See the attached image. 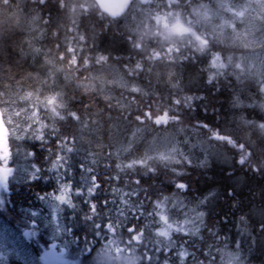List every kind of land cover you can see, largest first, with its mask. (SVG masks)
<instances>
[{
    "label": "trees",
    "instance_id": "1",
    "mask_svg": "<svg viewBox=\"0 0 264 264\" xmlns=\"http://www.w3.org/2000/svg\"><path fill=\"white\" fill-rule=\"evenodd\" d=\"M206 1L133 0L112 19L92 0H0L1 114L6 102L45 103L33 121L42 115L39 136L30 129L18 140L34 172L0 191V222L26 241L32 196L57 200L65 243L55 248L66 253L51 263L91 258L119 240L141 255L137 264H264V92L233 63L212 61L247 50L214 38L197 49L159 28L166 14L196 18L192 9ZM77 189L95 190L96 213ZM157 205L195 231L166 244L150 228ZM39 230L25 243L35 258L53 245Z\"/></svg>",
    "mask_w": 264,
    "mask_h": 264
},
{
    "label": "rangeland",
    "instance_id": "2",
    "mask_svg": "<svg viewBox=\"0 0 264 264\" xmlns=\"http://www.w3.org/2000/svg\"><path fill=\"white\" fill-rule=\"evenodd\" d=\"M136 1L142 4L146 0ZM176 14H166L158 19L159 24H163L159 27L160 31L172 33L180 38H193L197 42V49H206L212 38L224 46L244 48L247 51L244 52L243 56L238 55L235 58L228 56L222 63L216 55L212 61L218 67L219 65H226L228 62L233 63L243 73L247 72L248 76L254 77L264 92V0H208L205 4L197 3L192 9L190 15L196 18H187L180 12L178 16ZM173 17L175 18L173 19ZM16 102L4 103L2 106L4 117L1 111L0 117L4 126L3 137L7 140L5 148L8 157L6 159L15 162L16 174L12 172L11 177L14 175L13 180H26L32 177L34 170L26 166V156L21 150L18 140L30 134V129L38 133L41 126L44 125V120L40 114L37 116L40 117V120L36 125H33V121L39 111H45V103L25 104L23 99ZM156 122L159 123L160 119L157 118ZM259 125L264 127V123ZM35 136H39V133ZM45 196L49 195L32 196V201H29L30 207L25 208L23 213L30 215L33 217L32 220L42 225L47 239L53 243L52 248L57 243L56 248L61 250L63 246L60 244L65 243V228L59 218L58 201L54 200L52 196L44 199ZM33 201L36 203L35 205H32ZM159 207L157 205L149 214L152 217V213H156V219L153 216L150 228L166 244L175 242L171 239L170 234L178 232L190 234L195 231L196 227L192 220L187 218L178 221L167 220L163 213L157 211ZM136 215L138 217L137 213ZM109 232L111 240H116L113 229H109ZM132 237L134 241H139L137 234ZM176 241L177 247L180 248L179 255L185 257L188 253L185 244L181 241L178 242L179 240ZM26 242L18 233L0 222V264H10L11 258L25 264H53L51 263L53 260H58L53 254L48 258L46 257V260L38 256L35 258L25 245ZM126 243L129 244V241L126 240ZM97 252L88 259L72 260V264H137L138 260L141 259V255L136 252L132 244L126 246L124 242L121 243L119 240L109 242ZM65 253V251H61L59 254L56 251L60 257H63L61 255ZM148 258L145 253L144 259L147 260ZM57 264H62V262H57Z\"/></svg>",
    "mask_w": 264,
    "mask_h": 264
},
{
    "label": "flooded vegetation",
    "instance_id": "3",
    "mask_svg": "<svg viewBox=\"0 0 264 264\" xmlns=\"http://www.w3.org/2000/svg\"><path fill=\"white\" fill-rule=\"evenodd\" d=\"M3 131V126L0 124V134ZM7 152H0V191L10 194L9 190V183L10 180L12 179L11 174H12V167L9 165L8 159H6ZM25 226L21 229V234L24 236L26 241L30 240L37 242V237L42 234V231L39 230V224L35 223L32 219H25L22 218ZM30 235V236H29ZM38 244V243H37ZM56 247V246H55ZM52 248V244L47 245V248H43L39 250L38 252V257L46 260L49 256L52 254L57 258L56 254V248ZM47 257V258H46Z\"/></svg>",
    "mask_w": 264,
    "mask_h": 264
},
{
    "label": "snow or ice",
    "instance_id": "4",
    "mask_svg": "<svg viewBox=\"0 0 264 264\" xmlns=\"http://www.w3.org/2000/svg\"><path fill=\"white\" fill-rule=\"evenodd\" d=\"M37 178H39V177H37ZM93 183L95 185V189L99 187V183L95 180V178H93ZM176 187L178 189L184 190L187 187V185L182 183V182H180V183L176 184ZM94 193H95V190H89L87 192H84L81 189H77L74 192V195L77 196V197H83V196L89 197V199L85 200V203L88 204L91 212L96 213L97 212V205H96V203L93 200H91V197L94 195ZM50 195H55V194H50ZM48 198H49V196H45L44 197V199H48ZM57 198L60 199V200H63L64 196L62 194H60V195L57 196ZM69 203H71V202H69ZM121 211H123V209H121ZM100 215H102V213ZM107 227H108V222L107 221H105L103 224L97 225V229H98V231L101 234H103V232L107 229ZM128 230L131 233H135L137 231L136 228H130Z\"/></svg>",
    "mask_w": 264,
    "mask_h": 264
},
{
    "label": "water",
    "instance_id": "5",
    "mask_svg": "<svg viewBox=\"0 0 264 264\" xmlns=\"http://www.w3.org/2000/svg\"><path fill=\"white\" fill-rule=\"evenodd\" d=\"M98 10L109 18L115 19L122 16L133 0H92ZM165 120V119H163Z\"/></svg>",
    "mask_w": 264,
    "mask_h": 264
},
{
    "label": "clouds",
    "instance_id": "6",
    "mask_svg": "<svg viewBox=\"0 0 264 264\" xmlns=\"http://www.w3.org/2000/svg\"><path fill=\"white\" fill-rule=\"evenodd\" d=\"M170 3H178V0H170ZM171 15V14H170ZM179 15V13H177V16ZM175 17H173L174 19Z\"/></svg>",
    "mask_w": 264,
    "mask_h": 264
}]
</instances>
